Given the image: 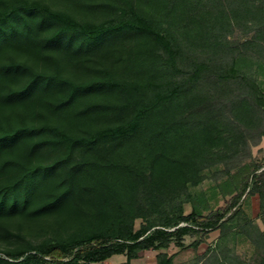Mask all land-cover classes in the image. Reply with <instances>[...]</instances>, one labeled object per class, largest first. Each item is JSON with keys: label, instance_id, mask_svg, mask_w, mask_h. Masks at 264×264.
Returning a JSON list of instances; mask_svg holds the SVG:
<instances>
[{"label": "trees", "instance_id": "trees-1", "mask_svg": "<svg viewBox=\"0 0 264 264\" xmlns=\"http://www.w3.org/2000/svg\"><path fill=\"white\" fill-rule=\"evenodd\" d=\"M115 1L133 18L91 22L39 0H0L6 47L28 37L46 53L33 57L42 61L39 68L14 54L0 61L8 78L2 99L39 86L55 96L33 112L0 111V216L30 205L41 215L63 201H81V190L92 208L69 235L46 238L18 258L0 257V264H107L121 253L129 259L137 250L167 245L173 235L182 239L193 224L221 225L248 188L264 196V169L246 162L264 136L258 130L250 142L264 118L263 93L235 67L241 56L264 61V0ZM141 2L145 8L137 7ZM158 20L167 35L152 28L150 21ZM8 31L15 38H5ZM130 37L137 40L124 55L120 43ZM55 53L79 63L93 54L107 61L94 74L75 78L62 73ZM178 55L186 67H178ZM43 148L48 157L41 156ZM216 165L230 184L224 206L211 210L198 202L188 214L180 208L177 216H165L161 227L135 228L138 216L152 213L138 195L140 184L149 195L151 171L165 182L198 183ZM47 172L51 182L35 192L33 180ZM75 189L80 192L70 194ZM149 198L148 206H155V196ZM243 227H252L250 239L264 246V230L252 222ZM198 261L226 264L211 252ZM155 264H172V258L162 254Z\"/></svg>", "mask_w": 264, "mask_h": 264}, {"label": "rangeland", "instance_id": "rangeland-1", "mask_svg": "<svg viewBox=\"0 0 264 264\" xmlns=\"http://www.w3.org/2000/svg\"><path fill=\"white\" fill-rule=\"evenodd\" d=\"M39 1L48 4L53 9H66L78 19L90 20L91 22L103 21L105 23H112L124 18H133L130 11L123 13L119 8L121 4L115 0H86L87 3L76 2L77 0L70 2L68 0ZM138 6L145 8L143 2L138 3ZM150 24L159 34L167 35L166 25L161 21H150ZM14 35L16 34L13 31H8L4 37L13 39L15 38ZM4 40L3 36H0V61H3L8 54H14L16 55V59L26 61L38 68L42 66V61L34 60V58L38 54L46 53L44 50L40 51L37 47L33 48L28 37H23L20 40L16 39L17 45H15L16 47H11L12 49L6 47L7 43ZM136 40L137 38L130 37L120 43L123 50H125L123 52L124 55H126V50L130 49ZM55 55L60 58L62 73L75 78L94 74L107 61L102 56L99 58V55L96 54L91 55L89 59L80 61V63L71 59L68 60L61 53H55ZM62 57L67 60L63 61ZM109 60L112 61L111 57ZM176 60L178 67H186L187 61L183 55H178ZM235 67L257 82L264 98V61L254 57L241 56L237 59ZM7 80L8 78L3 74L0 67V111L12 109L14 114H18L20 108H23L33 112L35 108L41 107L42 103L45 104L50 99L52 101L55 99L54 94L51 92L47 94L39 86L27 93L13 96L4 101V98L2 99L4 89L1 85ZM111 96V94L99 95L100 98L107 99L111 98ZM112 99L114 100L113 97L109 100ZM104 122H107V120H104L102 123ZM258 130H264V118L251 131L250 142L257 138ZM19 144L24 147L27 143L20 142ZM39 151L42 157L50 155V152H44V148L43 152L41 149ZM40 154L38 153V156ZM246 162L258 164L261 167L264 164V148L254 149V145L251 146V156L246 159ZM253 170L252 168L251 173ZM50 172H47L45 175L39 174L33 180L34 185H36L33 188L35 192H37L36 189L40 188L42 184L51 182L50 178L52 174ZM223 172V166L216 165L205 169L201 175L203 177L198 183L188 181L185 184L183 181H178L173 184L163 181L159 173H152L151 171L149 195L155 196V206H148L150 199L148 195L149 190H143V185L140 184L138 187L140 204H144V207L150 209L152 213L147 217L138 216L134 220L135 228H138L142 224H158L157 226L161 227L159 224H162L165 216H177L180 208L182 210L181 213L188 214L195 207L194 203L198 202H208L211 210L224 206V201L229 198V195H225L224 191L230 184L227 175ZM248 176L250 180V174ZM81 191L83 194L81 201L77 200V203L63 201L58 206L44 209L41 215L40 213L39 215L33 214L32 210L34 206L30 205L24 209L19 208V214L0 216V257L8 259L21 257L20 254L22 252L25 255L29 248L36 247L46 238L65 237L74 231L76 228L75 222L89 218L90 216L86 217L85 214L92 212V208L87 205L85 200L88 192L85 190ZM77 192L80 191L75 189L70 194L74 195ZM240 207L237 204L225 214L223 221L220 223L221 225H219V228L217 227L219 230L217 232L220 233L216 238L212 237L213 234L210 235L209 233H214V230L217 228L208 230L207 228L200 227V225L193 224L190 227L192 230L182 236V239L173 235L165 246L137 250L129 259L125 253L114 254L103 262L107 264H155L160 255L166 254L171 256L172 264H199L198 258L207 252H211V255L226 264H262L264 261V246H257L250 239L249 235L255 234L252 227L239 226L245 220ZM258 223L262 230H264V212L259 216ZM254 225L258 226L257 224ZM258 228L260 227L258 226ZM118 241L121 242V240ZM197 241L199 243L203 242V245L196 243Z\"/></svg>", "mask_w": 264, "mask_h": 264}, {"label": "crops", "instance_id": "crops-1", "mask_svg": "<svg viewBox=\"0 0 264 264\" xmlns=\"http://www.w3.org/2000/svg\"><path fill=\"white\" fill-rule=\"evenodd\" d=\"M255 148L256 149L264 148V136L261 137L258 144L254 145V149ZM238 204L241 206L240 208L242 209V213L244 214V218H245V220H243L239 224V226H243V225L248 224L249 222H252L253 224H257L260 227L259 229L262 230L260 224L258 223V220H259V216H261L262 213L264 212V196L262 197L259 191L249 190L248 188L242 194ZM217 227L219 228V226H215L213 228H209L208 230H212ZM218 228L214 230V233L213 232H210V233L208 232V233L210 235L213 234L212 237L216 238V236L220 233V232L219 233L217 232L219 231ZM184 235L185 234H183V236ZM199 244L203 245V242L202 243L200 242Z\"/></svg>", "mask_w": 264, "mask_h": 264}, {"label": "built area", "instance_id": "built-area-1", "mask_svg": "<svg viewBox=\"0 0 264 264\" xmlns=\"http://www.w3.org/2000/svg\"><path fill=\"white\" fill-rule=\"evenodd\" d=\"M264 169V164L257 170V172L261 171ZM179 225H185V223H180Z\"/></svg>", "mask_w": 264, "mask_h": 264}]
</instances>
